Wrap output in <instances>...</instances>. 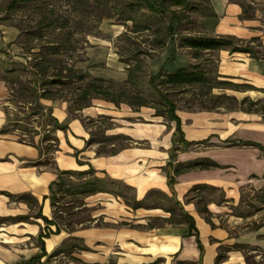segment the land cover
<instances>
[{
    "label": "crops",
    "instance_id": "obj_1",
    "mask_svg": "<svg viewBox=\"0 0 264 264\" xmlns=\"http://www.w3.org/2000/svg\"><path fill=\"white\" fill-rule=\"evenodd\" d=\"M210 7L204 34L264 45V30L240 0ZM214 51L220 77L257 88L236 90L242 99H264V54ZM51 96L40 102L51 134L38 129L26 141L9 128V88L0 79V264H254L248 253L264 256L263 111H177L185 147L177 121L153 107L94 97L73 114ZM101 133L130 143L102 151ZM200 160L218 166L186 168ZM77 175L100 179L102 188L82 194L91 221L74 228L57 215L55 186Z\"/></svg>",
    "mask_w": 264,
    "mask_h": 264
},
{
    "label": "rangeland",
    "instance_id": "obj_2",
    "mask_svg": "<svg viewBox=\"0 0 264 264\" xmlns=\"http://www.w3.org/2000/svg\"><path fill=\"white\" fill-rule=\"evenodd\" d=\"M210 1L190 0L179 6L162 0H0V79L9 88L8 112L13 119L9 128L26 141L36 137L38 129L51 134L47 131L50 115L40 103L46 90L67 102L73 114L94 97L106 99L97 88L107 90L108 100L119 107L120 103L141 107L138 103L145 100L147 108H155L167 121L171 118L162 97L172 100L183 115L218 108L264 112L262 103L250 109V97L241 103L243 95L237 89L217 87L220 80L229 79L218 75L215 51L181 45L185 36L204 34L202 17L211 13ZM240 1L245 16L257 20L264 30V0ZM250 44L264 54L261 41ZM181 66L204 71L208 80L180 86L152 79L161 70L167 73ZM220 94L228 97L219 99ZM50 138L49 148L54 150L57 142ZM97 139L102 151L108 152L130 143L104 133ZM112 143L116 146L110 147ZM82 180L79 175L65 176L55 186L57 215L69 227L91 221V208L83 205ZM122 192L134 195L124 187ZM261 254L248 253L250 262L264 264Z\"/></svg>",
    "mask_w": 264,
    "mask_h": 264
},
{
    "label": "trees",
    "instance_id": "obj_3",
    "mask_svg": "<svg viewBox=\"0 0 264 264\" xmlns=\"http://www.w3.org/2000/svg\"><path fill=\"white\" fill-rule=\"evenodd\" d=\"M149 1V0H148ZM163 2L166 1H172L175 5H179V6H183L189 3L190 0H162ZM150 8L155 9L156 6L154 5H150ZM207 14V13H206ZM175 18L179 17L176 15H174ZM173 29V25L171 26ZM259 40V38L255 37L252 38L251 40H244L241 38H237L236 36H232V35H219V36H213V35H208V34H203V35H189V36H185L183 38V43L181 44L184 47H189L191 49H195L198 51H214V50H218V49H224V48H228L232 51H248L250 52L253 56H258V54H260L259 50L256 51L252 45L250 44V42H255ZM130 74H131V70H130ZM163 79V82L168 83V84H172V85H180V86H187V85H195V84H203L204 82H206L208 80V78L206 77L204 71L202 70H198V68L195 69H191L189 67L186 66H181L173 71L164 73L163 70L159 71L158 74H155L152 76L153 81H156V79ZM220 88H234L237 90H247V89H257L255 86L251 85V84H245V83H235L229 80H220L218 82ZM99 89L101 92L100 93H104V97H106V99L109 98V94L107 92V90H102L101 88H97ZM48 91H44V96L47 95ZM219 99L223 98V97H228L226 94H220L217 96ZM164 99V102L166 103V105L168 106L167 109V113L169 115V117L173 120H176L178 123V132L180 134V142L184 143L185 145L189 144L188 142L185 141L184 139V135L181 129V119L177 114V108L175 103L168 99L167 97H162ZM229 98H233L236 99L233 96H229ZM251 100V99H250ZM248 97H245L244 99H242L241 103H247L248 101H250ZM251 108L253 110V107L255 106H259V104L262 103V105L264 106V99L262 100H257V101H253L251 100ZM139 106H145L147 105V102L145 100H141L140 103H138ZM260 109H258L259 111ZM157 113L160 114V112L157 110ZM5 131V130H2ZM56 140V139H55ZM176 150V147H174V151ZM172 157H175L174 152L172 153ZM208 166H218V164L216 162H207L204 160H200V161H195L192 162L191 164H189L188 166H186V168H194V167H208ZM181 171L180 167H177L175 169L174 175L179 173ZM171 177V181L173 182L174 180V176H170ZM100 179L96 178V179H92V180H88L85 183L82 184L80 191L81 193H92L97 191L98 189H101L102 187L99 186ZM143 203V201H135L134 206L138 207ZM187 217L193 221V218L187 214Z\"/></svg>",
    "mask_w": 264,
    "mask_h": 264
}]
</instances>
